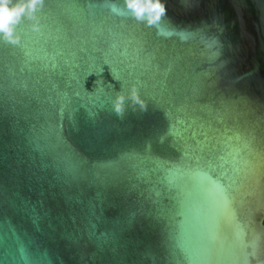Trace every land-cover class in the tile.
I'll use <instances>...</instances> for the list:
<instances>
[{
  "label": "water",
  "instance_id": "1",
  "mask_svg": "<svg viewBox=\"0 0 264 264\" xmlns=\"http://www.w3.org/2000/svg\"><path fill=\"white\" fill-rule=\"evenodd\" d=\"M138 2L0 39V264H264V0Z\"/></svg>",
  "mask_w": 264,
  "mask_h": 264
},
{
  "label": "clouds",
  "instance_id": "2",
  "mask_svg": "<svg viewBox=\"0 0 264 264\" xmlns=\"http://www.w3.org/2000/svg\"><path fill=\"white\" fill-rule=\"evenodd\" d=\"M41 3L42 0H0V39L12 44L18 43L20 37L16 32L17 25L26 18L34 19V12ZM159 6L163 9L161 5ZM127 7L133 10L138 18L145 11L138 0H127ZM152 22L150 17L148 23Z\"/></svg>",
  "mask_w": 264,
  "mask_h": 264
},
{
  "label": "snow or ice",
  "instance_id": "3",
  "mask_svg": "<svg viewBox=\"0 0 264 264\" xmlns=\"http://www.w3.org/2000/svg\"><path fill=\"white\" fill-rule=\"evenodd\" d=\"M155 8H157L160 12L163 11V9L160 8L159 4L154 6ZM115 11V9H113ZM117 111H119V108H117Z\"/></svg>",
  "mask_w": 264,
  "mask_h": 264
}]
</instances>
